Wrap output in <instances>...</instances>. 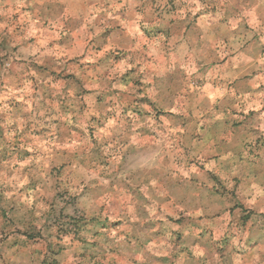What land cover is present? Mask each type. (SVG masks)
I'll list each match as a JSON object with an SVG mask.
<instances>
[{"label":"clouds","instance_id":"9594fccd","mask_svg":"<svg viewBox=\"0 0 264 264\" xmlns=\"http://www.w3.org/2000/svg\"><path fill=\"white\" fill-rule=\"evenodd\" d=\"M0 264H264V0H0Z\"/></svg>","mask_w":264,"mask_h":264}]
</instances>
